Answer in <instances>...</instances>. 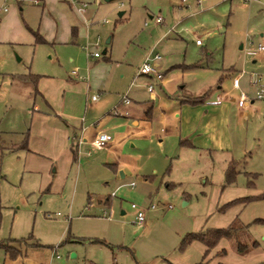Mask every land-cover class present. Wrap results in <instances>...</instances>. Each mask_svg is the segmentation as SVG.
<instances>
[{"label":"rangeland","instance_id":"374dc122","mask_svg":"<svg viewBox=\"0 0 264 264\" xmlns=\"http://www.w3.org/2000/svg\"><path fill=\"white\" fill-rule=\"evenodd\" d=\"M80 1L86 4L84 14L78 17L84 35L76 42L62 25L63 16L68 22L75 21L67 4L71 0L46 1L54 19L42 13V3H23L21 13L17 9L11 21L4 22L5 14L0 13V242L13 239L10 244L17 245L19 241L22 253L24 241L29 247H41L25 256L43 264H264V99L255 101L241 116L232 105L229 124L237 161L230 183L226 181L227 166L214 153L212 157L208 152L186 153L176 141L174 190L161 181L165 167L146 157L157 152L155 146L139 149L141 158L134 156L142 160L143 174L159 170L150 182L144 183L141 174L129 169L125 179H118L105 166L102 152L89 153L87 145L78 168L74 164L68 172L66 184L59 183V173L57 182L49 186L45 183L47 175L51 176L48 159L27 162L24 153L9 146L39 123L34 118L36 106L43 107L32 84L22 85L17 79L29 72L77 79L72 71L81 79L86 64L93 62L86 59L83 47L87 45L89 51L99 52V61L111 52L117 60L126 54L134 64L149 53L153 30L161 28L155 18L161 16L168 23L173 12L174 24L191 15L174 31L182 34L189 22L190 33L198 34L185 37L187 59L204 51L209 54L204 62L213 69L232 68L234 74L248 79L259 75L264 83V51L257 50L258 44H264V0H208L204 4L195 0ZM55 19L61 22L57 33ZM35 32L48 42L38 43ZM97 37L99 43L93 49ZM196 39L202 42L201 47L195 45ZM232 79L233 74L224 79L223 88L238 96ZM50 85L55 88L57 81L51 80ZM74 91L61 89L59 96L70 102L77 99ZM248 92H253L252 87ZM83 110L84 106L80 116L90 120V112ZM126 150L135 152L129 147ZM224 155L231 159V154ZM78 158L80 161V149ZM32 166L38 170H30ZM129 182H135V187L130 188ZM88 195L93 199L113 195L112 205H88ZM131 203L143 208L155 204L157 208L146 210L145 221L139 225ZM168 203L173 208L164 210L162 204ZM103 210L107 214L111 210L109 219L103 217ZM234 220L235 232L221 238L205 257V248L198 241L181 247L187 233L227 227ZM216 249L225 253L216 255ZM0 264H22V260L6 257L0 247Z\"/></svg>","mask_w":264,"mask_h":264},{"label":"crops","instance_id":"0c3cea01","mask_svg":"<svg viewBox=\"0 0 264 264\" xmlns=\"http://www.w3.org/2000/svg\"><path fill=\"white\" fill-rule=\"evenodd\" d=\"M46 1L38 0V3L35 4L33 0H26L18 5H13L11 6V8L14 7L13 9L10 8L8 13H3L5 14L4 22L11 21L13 16L17 15V9L21 13V5L29 2L35 6L42 3V13L49 16L48 18H53L49 15ZM206 2L199 3L196 1L197 4ZM67 4L75 21L68 22L63 16L62 25H66L71 41L76 42L77 38L82 39L84 35L83 26L80 25L78 19L81 16L75 11L72 2H67ZM190 18L191 15H186L182 16L181 20L187 21ZM149 19H153V17H149ZM172 19L168 23L165 19L163 23L155 22L161 28L158 32L153 30L154 37L149 45L148 54H150V57L155 53L161 55L159 60L154 61L162 72L163 78L161 81H155L147 75L137 74L138 67L146 55L133 64L126 57V54L123 58L117 60L109 52L108 55L103 56L101 61H99L100 56H87L86 59H92L93 62L86 64L81 79L77 76L78 72L72 73L77 79L69 78V80L53 79L48 75L38 74L36 87L31 83L34 96H39L43 103L42 108L36 106V114L35 117L33 116L37 118L39 123L31 126L21 140L10 141L9 146L13 149L12 151L18 149V151L24 153L27 162L34 161L39 157L48 159V171L51 176L47 175L45 183H49V186L55 184L60 173L59 183L65 185L68 172L74 164L78 168L83 148L87 145L89 146V153L97 150L102 152L105 166L118 179H125L126 169H129L132 172L141 174L144 183L152 181L159 170L154 168L152 170L153 175L143 174V162L141 159L140 162L137 160L142 155L137 151L142 150L145 146L148 148L157 147V152H151L146 157L158 163L161 167H165L160 177L161 181L164 179L166 187L173 190L175 185L174 144L176 141L178 147L186 149V153L208 152L211 157V153H214L225 167L227 166L226 168L229 167L230 163L236 164L237 159L232 144V128L229 124L232 105L237 110V114L241 116L242 112L249 109L255 101L264 99V97L261 99L256 98L257 86L254 83L258 77H261L262 81V76L256 75L257 77L254 76L248 79L247 76L241 73L234 74L232 68L226 69L227 71L213 69L204 62V59L209 57V54L204 51L197 52L196 55L194 54L195 56L192 54L187 59L188 45L185 37L189 34H192V36L198 34L197 32L190 33L189 22L188 24L186 22V27H183L182 34L179 33L180 31H174L175 27L182 21L174 24V12L172 13ZM52 21L55 25V33H57L61 22L56 19ZM73 26L76 27L74 37L71 32ZM40 36L44 39V42L37 41L38 43L48 42L41 34ZM65 38L70 39L67 36ZM110 41L111 38L106 40L107 43ZM195 45L201 47L202 42L200 44L195 43ZM97 46L98 44H93V49ZM231 74H233L232 88L236 89L239 94L241 92L245 93L249 98L246 107L237 105L236 99L239 95L234 96L231 94V90L223 88L224 79ZM234 79H238V87L233 86ZM17 80L22 85L30 82L21 78ZM51 80L57 81L55 88L51 87ZM149 83L154 84L152 92L147 90ZM249 86L253 89L252 93L248 92ZM66 88L75 90L77 99L69 102L64 97L59 96L60 90L64 89L65 91ZM213 88L215 91L212 92ZM95 93H98V98L92 100L91 95ZM123 94L129 99V103L126 104L121 101ZM194 98H202L203 100L195 104L187 102L188 99ZM218 98H221V101L212 102ZM83 106V113L90 112V120H86L87 118L84 115L80 116ZM111 108L116 109L117 113L110 112ZM39 124H42V126H39ZM32 132L41 137L35 138L37 136L32 135ZM101 132L109 134L110 140L105 147L93 149L90 142ZM47 133H49L48 137ZM128 147L135 152L132 153L126 150ZM79 149L80 161H78ZM224 154H231V159H228ZM134 156H137V158ZM25 166H27V163ZM29 169L38 170L33 166ZM133 183L131 185V182H129L130 188L135 187V182ZM112 196L97 195L93 199L91 195H88V205L95 202L103 208L110 207ZM168 204H162L164 210L173 208V205L167 208ZM104 211L103 217L109 219L112 213L111 210L108 214L107 211L104 214ZM124 213L121 210V214ZM133 213L135 218L134 210ZM8 240L14 242L13 239ZM16 243L17 245H11L9 242V245L18 251L13 261L21 259L22 264H43L42 262L36 261V263L35 260H29L30 258L25 256L27 251L41 247H29L27 246L29 242L24 241L25 253H22L21 242ZM221 250L216 249V255Z\"/></svg>","mask_w":264,"mask_h":264},{"label":"built area","instance_id":"2783aa9c","mask_svg":"<svg viewBox=\"0 0 264 264\" xmlns=\"http://www.w3.org/2000/svg\"><path fill=\"white\" fill-rule=\"evenodd\" d=\"M26 0H0V13H8L11 6L13 5H18L21 2H24ZM187 0H182L183 3H185ZM199 3H203L206 2L207 0H196ZM254 0H244L245 3H250ZM33 2L35 4L38 3V0H33ZM72 4H74V9L75 11L82 16L85 12V8H86V4L80 0H71ZM164 19L161 16H157L155 18V22L156 23H163ZM99 43V37H97V40L95 41V45H97ZM196 44H200L201 41L199 39L195 40ZM86 50V54L87 56H91V57H99L100 54L98 51H89V47L84 46L83 47ZM257 50L258 51H264V44H258L257 46ZM161 57V55L159 53H155L152 57H150V54L146 55V57L143 59V61L141 62L140 66L138 67V71L137 74L140 75H147L151 78H153L155 81H161L163 76H162V72L159 70V68L157 67V65L155 64L154 61L159 60ZM73 74L76 73V71H72ZM254 83L257 86V91H256V98L257 99H261L264 97V83L261 81V77H258ZM239 82L238 79H234L233 80V86L234 87H238ZM154 89V84L153 83H149L147 85V90L149 92H152ZM98 98V95H93L91 97L92 100H96ZM121 101L123 103H129V99L126 97L125 94L122 95L121 97ZM221 101V98H218L216 101H212V102H218ZM236 103L239 107H246L247 104L249 103V98L248 96L241 92L239 94V96L236 99ZM113 114L117 113L116 109H113L112 111ZM110 140V135L105 133V132H101L99 133L91 142V147L93 149H100L103 148L107 145L108 141ZM134 183L131 182V185H133ZM172 207L171 204L167 205V208ZM131 208L134 210L135 212V221L138 224H142L145 221V212L147 210V208H143L140 207L134 203H131ZM149 209H154L156 208L155 204H151L149 207ZM104 214H106V211H104ZM58 257V255H57Z\"/></svg>","mask_w":264,"mask_h":264},{"label":"trees","instance_id":"16d2710c","mask_svg":"<svg viewBox=\"0 0 264 264\" xmlns=\"http://www.w3.org/2000/svg\"><path fill=\"white\" fill-rule=\"evenodd\" d=\"M75 30H76V27L73 26L71 29L73 37L75 36V33H76ZM34 35H35L36 41L44 42V39L40 36L38 32H35ZM20 78L23 79L24 81H30V83H32L36 87L39 75L29 72L27 75H24L23 77H20ZM202 100H203L202 98H194V99H188L187 102H190L191 104H195V103L201 102ZM234 173H236V171H234V164L230 163L226 171L227 183L231 182ZM228 204L221 207V209L227 206ZM236 229H237V225H236V221L234 220L227 227H222V228L208 227L205 229H201L200 231L189 232L182 239L181 247L184 248L187 244L191 243L192 241H198L205 246V252H204V257H205L209 253L210 249L213 248L221 238L231 236L235 232ZM9 242H12V240L0 242V247L5 249L9 257L14 258L17 256L18 251L14 247L10 246ZM224 252L225 250L222 249L219 252V254L224 253ZM197 264H205V263L201 261Z\"/></svg>","mask_w":264,"mask_h":264},{"label":"water","instance_id":"95a60500","mask_svg":"<svg viewBox=\"0 0 264 264\" xmlns=\"http://www.w3.org/2000/svg\"><path fill=\"white\" fill-rule=\"evenodd\" d=\"M104 1H111V0H104ZM121 15H122V13L119 14V16H121Z\"/></svg>","mask_w":264,"mask_h":264}]
</instances>
